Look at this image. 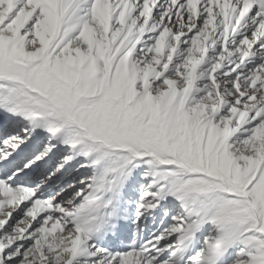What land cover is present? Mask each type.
Returning a JSON list of instances; mask_svg holds the SVG:
<instances>
[{
	"label": "snow or ice",
	"instance_id": "6c2138e0",
	"mask_svg": "<svg viewBox=\"0 0 264 264\" xmlns=\"http://www.w3.org/2000/svg\"><path fill=\"white\" fill-rule=\"evenodd\" d=\"M0 264H264V0H0Z\"/></svg>",
	"mask_w": 264,
	"mask_h": 264
}]
</instances>
